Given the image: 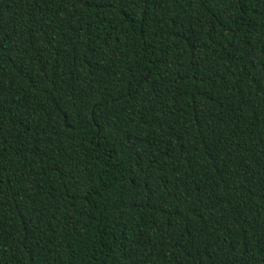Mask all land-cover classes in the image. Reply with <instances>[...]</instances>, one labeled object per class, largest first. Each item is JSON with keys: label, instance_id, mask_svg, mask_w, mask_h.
Listing matches in <instances>:
<instances>
[{"label": "trees", "instance_id": "1", "mask_svg": "<svg viewBox=\"0 0 264 264\" xmlns=\"http://www.w3.org/2000/svg\"><path fill=\"white\" fill-rule=\"evenodd\" d=\"M0 264H264V0H0Z\"/></svg>", "mask_w": 264, "mask_h": 264}]
</instances>
